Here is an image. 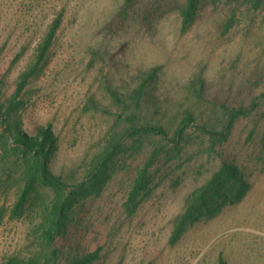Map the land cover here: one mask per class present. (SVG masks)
I'll list each match as a JSON object with an SVG mask.
<instances>
[{"label": "rangeland", "instance_id": "374dc122", "mask_svg": "<svg viewBox=\"0 0 264 264\" xmlns=\"http://www.w3.org/2000/svg\"><path fill=\"white\" fill-rule=\"evenodd\" d=\"M185 2L134 0L123 9L126 0H0L2 98L12 95L33 48L63 11L51 60L28 82L20 111L29 133L52 125L59 142L54 173L81 177L112 132L127 125L109 88L132 86L140 72L159 69L143 115L168 126L190 108L219 129L222 105L248 106L264 91V1L202 0L183 27L179 7ZM196 76L205 80L209 102L187 91ZM169 131L164 140L156 138L160 154L150 167V191L133 214L124 206L129 183L155 140L127 141L109 163L102 191L73 200L69 228L57 242L62 261L97 251L95 264H264V103L240 117L224 141L190 127L174 143ZM223 161L234 163L251 185L246 197L170 244L185 199ZM21 188L17 168L2 162L0 151V264L39 248L33 231L43 205L54 199L38 187L15 211Z\"/></svg>", "mask_w": 264, "mask_h": 264}, {"label": "trees", "instance_id": "16d2710c", "mask_svg": "<svg viewBox=\"0 0 264 264\" xmlns=\"http://www.w3.org/2000/svg\"><path fill=\"white\" fill-rule=\"evenodd\" d=\"M134 0H126L123 9L132 5ZM202 0H186L179 7V15L183 27L193 22ZM257 6L264 0H245ZM63 11L48 25L47 30L33 48L31 60L20 72L16 88L10 97L2 98L0 91V151L2 162L16 167L22 188L16 203L15 211L21 209L29 195L38 187H46L54 193V199L43 205L39 223L33 233L37 238L39 248L26 257L12 256L2 264H95L98 252L64 256L57 246L58 240L67 233L73 209V200L78 197L87 198L99 194L107 179L108 166L114 157L126 150L127 141L132 140L138 145L143 139L155 140L154 149L145 162L136 169L129 183L125 209L133 214L141 198L149 193L151 186L150 167L160 154L156 138L164 140L173 130V142L178 143L186 130L195 127L203 134L216 141H224L234 123L240 117H246L264 103V91L254 96L248 106H223V119L220 128L209 127L201 121V114L190 108L185 109L179 121L163 124L143 115L145 101L150 96V85L158 77L159 69L152 68L140 72L134 77L133 85L129 87L109 88L116 105L121 109L120 116H126L127 125L119 132H112L105 145L90 158L89 168L81 177L56 174L51 169L52 158L59 149L58 137L51 124L38 125L33 133L23 128L20 121V111L23 108L22 94L28 82L39 76L51 60V51L57 33L62 25ZM232 19H230L231 23ZM95 55V53H94ZM206 82L200 77L192 78L187 91L199 101L209 102L206 95ZM174 121V120H173ZM251 185L241 176L238 167L228 161L211 176L195 188L185 199L181 213L174 220L170 244L176 243L185 230L204 217H214L223 207L240 203L247 195Z\"/></svg>", "mask_w": 264, "mask_h": 264}]
</instances>
